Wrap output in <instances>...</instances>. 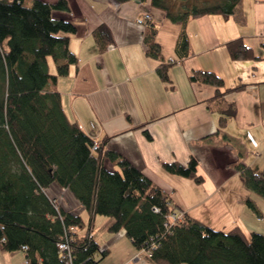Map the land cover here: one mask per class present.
Wrapping results in <instances>:
<instances>
[{
  "label": "trees",
  "instance_id": "obj_1",
  "mask_svg": "<svg viewBox=\"0 0 264 264\" xmlns=\"http://www.w3.org/2000/svg\"><path fill=\"white\" fill-rule=\"evenodd\" d=\"M138 1H148L180 24L176 44L185 50L184 26L189 19L207 13L229 16L240 3ZM68 3L0 0V247L22 249L28 264H68L57 246L67 239L72 264H95L106 252L91 233L92 218L99 214L111 218L110 231L123 229L151 264H264V233L253 230L247 236L238 226L222 231L189 216L130 159L109 148L107 137L97 139L68 118L61 94L52 86L77 60L68 44L77 23L53 17L55 10L69 11ZM103 26L94 30L96 36L103 34ZM143 29L146 54L162 61L156 69L169 83L170 61L161 55L157 27L150 19ZM226 47L236 60L255 56L242 37L228 40ZM49 57L56 73L49 71ZM189 78L215 85L211 102L222 112L219 128L224 127L235 112L223 99L230 88L220 90L224 80L211 70H195ZM105 159L112 168L105 166ZM232 164L243 184L264 199V168L255 170L240 160ZM163 166L177 175L202 179L194 156ZM53 183L72 193L89 213L85 232L79 230L84 226L81 214L47 193ZM246 204L257 211L251 199Z\"/></svg>",
  "mask_w": 264,
  "mask_h": 264
},
{
  "label": "crops",
  "instance_id": "obj_2",
  "mask_svg": "<svg viewBox=\"0 0 264 264\" xmlns=\"http://www.w3.org/2000/svg\"><path fill=\"white\" fill-rule=\"evenodd\" d=\"M68 2L69 11L55 10L53 17L77 23L68 42L77 60L52 85L61 94L68 118L97 139L107 137L109 148L130 159L189 216L222 231L238 226L247 236L253 230L264 233V199L243 184L232 164L240 160L252 169L264 168V160L259 161L264 154V0H240L229 16L192 17L184 26L187 50L177 48L180 24L148 1ZM144 13L151 14L161 55L170 61L169 83L156 69L162 61L146 54L144 26L137 20ZM101 24L103 34L98 37L94 30ZM236 37L252 47L254 57L236 60L229 55L226 42ZM48 67L56 73L54 60H48ZM195 70L214 71L224 80L220 90L230 88L223 99L235 112L222 128V112L211 102L217 88L192 81L189 76ZM249 145L259 148L257 157L248 155ZM192 156L200 182L163 166L171 161L185 163ZM105 160V166L112 168ZM46 191L88 219L89 213L67 189L53 183ZM247 198L257 211L246 204ZM91 222V233L106 249L100 260L111 253V243L127 234L123 229L110 231L108 216L96 214ZM126 240L133 247L120 264H129L131 258L136 264H151L129 237ZM24 260L22 249L0 247V264H24Z\"/></svg>",
  "mask_w": 264,
  "mask_h": 264
},
{
  "label": "rangeland",
  "instance_id": "obj_3",
  "mask_svg": "<svg viewBox=\"0 0 264 264\" xmlns=\"http://www.w3.org/2000/svg\"><path fill=\"white\" fill-rule=\"evenodd\" d=\"M173 1L180 2L181 0H173ZM214 1H220V0H186V2H188V4H191L190 2H193L192 4H198L200 6L202 4H205V3L206 4L210 3V2L213 3ZM48 60L51 62L53 61V59L51 57H49ZM247 149H248L247 153H249L248 155H250V156L254 155L257 157L260 153L259 148H255V147L252 148V146L250 147V145ZM256 149L258 151H256ZM263 160H264V154H262V157L259 158V161L263 162ZM82 216H83L84 226H82L79 230L81 232H85L87 227H88L87 226L88 225L87 219H86L87 217H86V214H82ZM109 237H110V235H109ZM107 238H108V236H107ZM126 239H127V237L123 236V238L118 239V241H114L113 243H111L112 244V246L110 247L111 253L108 254V257H105V258L98 260V262L95 264H120L121 258L122 257L125 258L127 255H129V250H128L129 247H133L130 243L127 242L128 240H126ZM143 254H141L140 256L137 254L135 256H138L140 259H143ZM128 263L129 264H136L138 262L134 261V259L132 260V258H131Z\"/></svg>",
  "mask_w": 264,
  "mask_h": 264
},
{
  "label": "built area",
  "instance_id": "obj_4",
  "mask_svg": "<svg viewBox=\"0 0 264 264\" xmlns=\"http://www.w3.org/2000/svg\"><path fill=\"white\" fill-rule=\"evenodd\" d=\"M150 19H151V14L149 13H144L141 17H139L137 20H138V24L140 23V24H142L143 26H144V24H145V22L146 21H150ZM108 48L109 47H112V44H108V46H107ZM80 126V128H82L81 127V124L79 125ZM88 133H90V132H88ZM90 135L91 136H93V137H95V135L91 132L90 133ZM94 146H96V145H94ZM57 246L59 247L58 249L59 250H61L62 252H63V255H64V257L66 258L65 260L67 261V263L68 264H72V260H71V255H70V246H69V244H68V240L67 239H65L64 241L63 240H61V241H59L58 243H57ZM22 248H25V246L23 245V247ZM24 264H28V261H27V259L26 260H24Z\"/></svg>",
  "mask_w": 264,
  "mask_h": 264
}]
</instances>
